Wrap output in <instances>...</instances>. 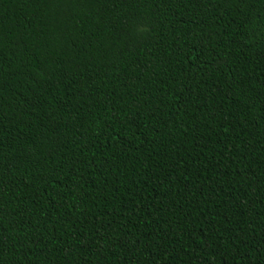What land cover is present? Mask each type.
I'll list each match as a JSON object with an SVG mask.
<instances>
[{
	"label": "trees",
	"instance_id": "obj_1",
	"mask_svg": "<svg viewBox=\"0 0 264 264\" xmlns=\"http://www.w3.org/2000/svg\"><path fill=\"white\" fill-rule=\"evenodd\" d=\"M0 264H264V0H0Z\"/></svg>",
	"mask_w": 264,
	"mask_h": 264
}]
</instances>
